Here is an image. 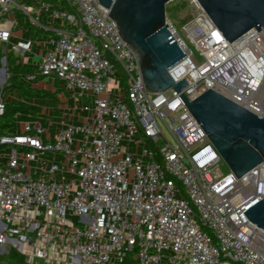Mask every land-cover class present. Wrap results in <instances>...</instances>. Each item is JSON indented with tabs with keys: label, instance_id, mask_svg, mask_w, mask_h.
I'll list each match as a JSON object with an SVG mask.
<instances>
[{
	"label": "built area",
	"instance_id": "built-area-1",
	"mask_svg": "<svg viewBox=\"0 0 264 264\" xmlns=\"http://www.w3.org/2000/svg\"><path fill=\"white\" fill-rule=\"evenodd\" d=\"M63 1L73 11L0 0V119L10 54L30 69L27 82H63L58 98L71 104L53 131L17 113L14 132H0V264H264V233L243 214L263 198L264 162L241 178L223 174L179 95L145 91L109 11ZM186 1L195 13L180 31L166 19L185 54L169 70L187 81L181 94L193 101L213 90L262 116L264 30L228 44ZM13 10L38 26L42 13L62 19L40 25L50 33L40 55L37 40L12 41Z\"/></svg>",
	"mask_w": 264,
	"mask_h": 264
},
{
	"label": "water",
	"instance_id": "water-1",
	"mask_svg": "<svg viewBox=\"0 0 264 264\" xmlns=\"http://www.w3.org/2000/svg\"><path fill=\"white\" fill-rule=\"evenodd\" d=\"M109 14L121 40L135 54L144 89L162 94L172 88L201 125L228 169L241 178L264 162V113L258 116L213 90L193 101L169 70L185 58L172 38L165 5L173 0H97ZM225 40L233 43L252 29L264 30V0H196ZM264 233V195L243 213Z\"/></svg>",
	"mask_w": 264,
	"mask_h": 264
},
{
	"label": "rangeland",
	"instance_id": "rangeland-1",
	"mask_svg": "<svg viewBox=\"0 0 264 264\" xmlns=\"http://www.w3.org/2000/svg\"><path fill=\"white\" fill-rule=\"evenodd\" d=\"M52 0H14L15 3L25 2L36 8L40 7L43 2L49 3ZM14 7H12L13 9ZM166 18L172 24V26L180 31V27L186 24L192 19L195 11L189 6L186 0H173L165 5ZM38 18V16H35ZM9 19H14L16 24L14 28V35L16 36L12 41H17L18 39H28L37 40L38 43L34 46L32 52L34 54L40 55L43 52V44L48 35L41 30L40 25L47 26L49 28H57L61 23L62 19L59 18L54 20L50 13H42L39 17L40 25H33L29 20V17L20 13L17 10H13L12 14H9ZM53 34V33H52ZM191 50L193 48L189 46ZM32 58V54L27 55ZM22 58L19 56H14L12 54L8 55L9 70L12 75L11 79L4 85L3 95L8 100L13 101H24L28 104H33V108L39 116H33L31 118L29 115L22 114L19 121L22 123H38L42 127H50L51 131L54 130L55 124L60 121H66L63 117L64 111L62 108L66 106H71L70 103H61L59 96L67 97V92L65 91L64 83L60 81H54L50 78H41L37 82H27L24 79V74L27 72L22 66H17L18 62H21ZM120 74H118L119 76ZM125 86V81H122V87ZM46 90L49 96L40 97V90ZM16 121L13 119L14 129H16ZM53 123V125H52ZM5 149V148H4ZM220 171L224 174L228 171V167L225 163L219 165ZM211 233V232H209Z\"/></svg>",
	"mask_w": 264,
	"mask_h": 264
},
{
	"label": "trees",
	"instance_id": "trees-1",
	"mask_svg": "<svg viewBox=\"0 0 264 264\" xmlns=\"http://www.w3.org/2000/svg\"><path fill=\"white\" fill-rule=\"evenodd\" d=\"M26 2H29V0H26ZM50 4L53 5V9H58V10H64L68 9L70 11H73L72 9H69L66 7V3L63 0H52ZM27 70V72L30 71L28 67L24 68ZM39 96L42 97H47L49 96L46 92V90H40ZM125 98V97H124ZM19 114H26V115H32V116H39L35 109L32 106L25 105L24 103L20 101H13V100H5V114L4 116L0 119V132L5 133L6 131L14 132L13 129L14 124H13V119L15 120V115ZM20 115V116H21Z\"/></svg>",
	"mask_w": 264,
	"mask_h": 264
}]
</instances>
